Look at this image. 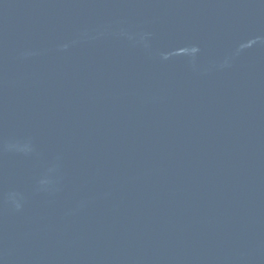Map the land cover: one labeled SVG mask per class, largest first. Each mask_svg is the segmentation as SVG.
Wrapping results in <instances>:
<instances>
[{
    "label": "water",
    "instance_id": "1",
    "mask_svg": "<svg viewBox=\"0 0 264 264\" xmlns=\"http://www.w3.org/2000/svg\"><path fill=\"white\" fill-rule=\"evenodd\" d=\"M0 264H264V0H0Z\"/></svg>",
    "mask_w": 264,
    "mask_h": 264
}]
</instances>
